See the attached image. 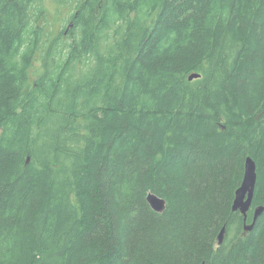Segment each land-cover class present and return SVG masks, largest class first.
Returning a JSON list of instances; mask_svg holds the SVG:
<instances>
[{
    "label": "trees",
    "instance_id": "obj_1",
    "mask_svg": "<svg viewBox=\"0 0 264 264\" xmlns=\"http://www.w3.org/2000/svg\"><path fill=\"white\" fill-rule=\"evenodd\" d=\"M258 206L264 0H0V264H264Z\"/></svg>",
    "mask_w": 264,
    "mask_h": 264
},
{
    "label": "water",
    "instance_id": "obj_2",
    "mask_svg": "<svg viewBox=\"0 0 264 264\" xmlns=\"http://www.w3.org/2000/svg\"><path fill=\"white\" fill-rule=\"evenodd\" d=\"M200 77L199 74H192L190 80ZM258 174L257 165L253 158L248 157L245 165V175L241 186L236 192L235 201L233 204L234 211H240L247 219L248 212L253 204L257 186ZM148 201L152 208L157 212H163L166 208V201L155 195L149 194ZM264 212V206H258L255 209L254 218L251 224L246 226V230L251 231L254 229L258 219ZM225 239V228L221 231L219 235V244L222 245Z\"/></svg>",
    "mask_w": 264,
    "mask_h": 264
}]
</instances>
